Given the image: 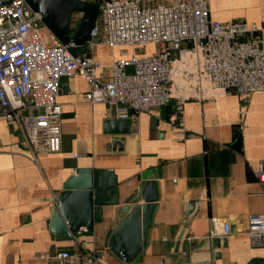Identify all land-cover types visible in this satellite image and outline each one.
Here are the masks:
<instances>
[{"label": "crops", "instance_id": "crops-1", "mask_svg": "<svg viewBox=\"0 0 264 264\" xmlns=\"http://www.w3.org/2000/svg\"><path fill=\"white\" fill-rule=\"evenodd\" d=\"M207 4L213 22L241 21L264 30V0ZM262 39L264 48V31ZM139 51L97 43L87 53L100 65L97 73L108 77L109 66L122 54ZM86 91L79 76L60 80L61 148L36 161L16 126L0 117V264H53L48 257L55 251L69 252L71 263L80 264V256L92 249L105 253L101 264H264V246L251 248L246 234V219L264 215L257 179L259 168H264V92L186 102L185 132L171 130L168 105L124 119L130 123L128 134L112 135L105 123L119 120L115 108L88 104ZM114 139L121 140V151L112 150ZM78 169L112 172L118 204L103 207L102 222L94 224L92 237L55 240L49 232L55 199ZM147 182L155 191V210L142 244L139 229L130 230L129 217L135 212L140 220L139 209L149 202L143 194ZM223 222H228L230 233L217 250L218 239L204 237L214 223ZM131 239L136 242L123 261L112 247L125 249Z\"/></svg>", "mask_w": 264, "mask_h": 264}, {"label": "built area", "instance_id": "built-area-1", "mask_svg": "<svg viewBox=\"0 0 264 264\" xmlns=\"http://www.w3.org/2000/svg\"><path fill=\"white\" fill-rule=\"evenodd\" d=\"M5 1L0 0V117L16 126L34 161L60 151L57 97L63 78L81 77L87 85L85 101L113 106L119 120L171 105L168 122L178 132H185L184 105L190 100L264 92L263 28L213 22L207 0H102L90 40L77 57L71 53L75 46L54 39L25 0ZM96 42L141 51L122 54L106 77L87 53ZM148 46L156 48L154 54L145 55ZM257 179L264 197L263 167ZM246 225L249 246L262 248L264 215L249 216ZM229 233L228 222L214 223L208 237L223 239ZM80 257V264H101L105 253L92 249ZM48 258L53 264H72L73 257L61 251Z\"/></svg>", "mask_w": 264, "mask_h": 264}, {"label": "water", "instance_id": "water-1", "mask_svg": "<svg viewBox=\"0 0 264 264\" xmlns=\"http://www.w3.org/2000/svg\"><path fill=\"white\" fill-rule=\"evenodd\" d=\"M11 0H6L8 4ZM28 7L41 15L42 23L52 35L62 45L73 44L75 48L71 50L73 56H79L85 49V45L90 40V32L94 28L99 14V4L97 2H78L77 0H25ZM79 16L76 29H72V19ZM128 120H107L106 131L112 135H125L129 132ZM112 150L121 151V140L114 139L111 145ZM152 184L147 182L143 186V194H146L148 203L142 204L138 215L133 212L130 215V230L139 229L142 236V244L147 239L148 230L151 226L155 204V191ZM147 191V192H145ZM148 193V194H147ZM118 204L117 179L108 170L98 169H78L62 186V191L55 199L56 209L53 211L49 232L55 240H78L89 238L93 235L94 224L102 222L103 207L115 206ZM139 220V228L137 222ZM136 232V231H135ZM129 235H132L133 233ZM204 239L209 240L208 235ZM182 234L175 242L174 253L178 252ZM136 241L131 239L127 247L115 246L118 257L127 261V251L133 250ZM225 244V239H218L215 242L216 249H220ZM60 251L49 254L50 258L56 256ZM215 259L219 258V253L213 254ZM210 259V256L207 257ZM250 264H259L251 262Z\"/></svg>", "mask_w": 264, "mask_h": 264}, {"label": "rangeland", "instance_id": "rangeland-1", "mask_svg": "<svg viewBox=\"0 0 264 264\" xmlns=\"http://www.w3.org/2000/svg\"><path fill=\"white\" fill-rule=\"evenodd\" d=\"M78 21H79L78 17L74 16L73 19H72V29L73 30L76 29ZM44 41H45L46 44H50V38H49L48 34L44 35ZM152 49H154V50H152ZM155 51H156V48L154 46H148L146 51H145V55H152V54L155 53ZM175 56H176V53H173L172 57H175Z\"/></svg>", "mask_w": 264, "mask_h": 264}, {"label": "trees", "instance_id": "trees-1", "mask_svg": "<svg viewBox=\"0 0 264 264\" xmlns=\"http://www.w3.org/2000/svg\"><path fill=\"white\" fill-rule=\"evenodd\" d=\"M89 2H97L100 3L102 0H88Z\"/></svg>", "mask_w": 264, "mask_h": 264}]
</instances>
